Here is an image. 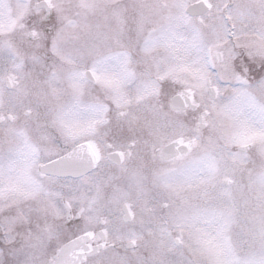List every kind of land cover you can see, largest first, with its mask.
I'll use <instances>...</instances> for the list:
<instances>
[{
  "label": "snow or ice",
  "instance_id": "1",
  "mask_svg": "<svg viewBox=\"0 0 264 264\" xmlns=\"http://www.w3.org/2000/svg\"><path fill=\"white\" fill-rule=\"evenodd\" d=\"M0 264H264V0H0Z\"/></svg>",
  "mask_w": 264,
  "mask_h": 264
}]
</instances>
